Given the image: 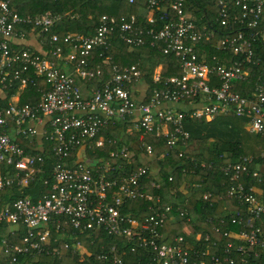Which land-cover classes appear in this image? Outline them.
<instances>
[{
  "label": "built area",
  "instance_id": "built-area-1",
  "mask_svg": "<svg viewBox=\"0 0 264 264\" xmlns=\"http://www.w3.org/2000/svg\"><path fill=\"white\" fill-rule=\"evenodd\" d=\"M118 1L134 4L136 0ZM145 3L149 12L145 24L149 28L140 26L135 15L102 16L92 35L68 33L62 40L52 35L51 44L56 45L55 49L39 53L14 45L17 37L25 36L16 34L15 27L31 26L40 36L49 32L61 17L49 12L21 17L10 9L7 0H0L2 88L17 82L19 89H24L33 83L30 74L48 87L36 105L10 104L0 109V193L7 187H27L43 174L47 159L44 142L54 144L50 192L35 200L18 198L0 207V223L23 228L21 244L10 245L3 240L0 254L13 251L59 256V248L49 247L64 239V250L85 255L87 249L79 236L96 230L128 242L129 251L141 256L135 264H236V257L245 264V256L253 259L261 256L257 248L264 252L263 230L257 225L264 217L262 192L241 182L242 173L247 172L252 161L250 157H241L238 162L220 168L229 182L225 196L245 205L246 215L236 211L228 213L231 214L229 223L242 229L222 231L217 228L216 232H222L229 242L222 256L213 257H209L208 236L202 238L185 227L184 234L170 238L167 225L190 221L189 211L173 205L161 207V197L144 190L149 166L126 171L122 162L129 166L133 153L124 145L112 150L109 160L89 162L86 159L87 150L103 149L106 143L116 144L115 140H106L102 130L117 123H129L128 133L132 128L141 133L139 140L144 155L150 160L155 158L156 147L144 142V136L162 140L168 150L156 157L159 161L169 157L171 152L180 159L185 158L190 138L185 126L195 120L210 122L215 116L243 118L249 133L264 134V80L257 83L248 96L233 90L235 84L247 80L248 71L244 67L256 62L252 46L257 33L264 43V0H218V18L224 29L239 24L250 31L248 35L238 31L214 43L216 51L237 57L238 60L229 65L218 64L216 56L207 60L197 52V44L202 38L211 40L213 31L196 29L192 14L185 7L186 0H146ZM254 30L257 32H252ZM113 33L118 34L129 50L161 44L162 53L175 58L182 76L161 80L159 66L153 73V88L148 91V86L141 88L142 73L136 64L118 66L111 62L110 56H104L101 63L110 66V79L84 95L75 84L74 74L85 81L103 75L101 63L91 69L88 58L98 50H107ZM61 41L70 46L64 60L74 67L73 73L59 67L63 49L57 44ZM19 139L29 144L36 142L40 152L26 154ZM72 153H77L78 157L69 164ZM111 159L117 160V164L112 165ZM114 170L116 175H113ZM119 171L121 173H117ZM168 181L173 183L172 175ZM48 184V180H44V185ZM152 186L159 188L156 184ZM172 187L173 194L179 190ZM212 197L213 193H204L202 201L209 202ZM137 200L149 204L150 213L140 219L124 212ZM187 203L185 199L184 204ZM52 231L59 237L53 239ZM104 247L94 254L97 261L124 264L116 246ZM9 264L19 263L13 257Z\"/></svg>",
  "mask_w": 264,
  "mask_h": 264
},
{
  "label": "trees",
  "instance_id": "trees-1",
  "mask_svg": "<svg viewBox=\"0 0 264 264\" xmlns=\"http://www.w3.org/2000/svg\"><path fill=\"white\" fill-rule=\"evenodd\" d=\"M10 9L21 17H35L44 13L59 15L61 18L53 25L49 32L40 34L42 50L49 52L54 50L56 45L51 44V36L57 35L61 40L68 34H80L89 36L99 26L102 16L118 18L122 15L128 17L138 11L140 6H146V0H136L134 4H128L118 0H7ZM227 1V0H226ZM218 0H186L185 7L191 12L196 29L201 32L213 31V38L205 40L202 38L197 44V52L209 60L216 56L218 64L227 65L238 60L230 53H220L215 50L214 43L217 39L232 36L238 31L248 35L250 31L241 27L239 24H231L229 28L224 29L218 18ZM233 9V5L229 4ZM264 21L262 22V24ZM140 26H150L142 21H138ZM204 28V30H203ZM259 31V28L256 29ZM256 30L252 32H257ZM33 31L31 26L18 25L15 27L16 34L23 33L25 36ZM38 33V31H34ZM253 43V52L255 64H250L244 68L248 71L247 80L239 82L233 86V90L241 95L248 96L254 89V86L264 80V43L260 33ZM18 38V37H17ZM110 46L107 50H98L88 58L89 66L94 69L96 64L101 63L102 57L110 56L112 63L118 66H127L136 64L142 73L143 84L148 86V91L153 88L152 77L155 68L161 66L160 78L165 80L172 76L181 77L182 71L173 56H166L162 53V45L151 47L148 44L144 47L128 50L127 46L119 39L118 34L113 33L110 37ZM62 47L63 54L70 51V46L62 41L57 44ZM51 58V57H50ZM70 67L69 71H73ZM110 66L105 65L103 75L96 77L91 81L81 80L74 75L76 85L86 83L94 87H101L110 79ZM33 83H29L20 93L19 83L14 82L2 88L0 84V109H5L11 104L12 97L19 94L18 104L36 105L40 102L41 96L48 90L43 82L30 74ZM96 81H99L97 83ZM129 123H117L103 128L102 134L106 140L116 141V144L106 143L105 148L97 150H87L86 159L89 162H96L98 159H108L109 153L116 147L124 145L133 153L132 161L129 166L122 162L126 171L133 170L139 166H149L148 180L144 181V190L159 195L162 199L160 206L187 208L190 221L169 225L167 229L170 238L176 235L184 234V228L187 227L191 233L200 234L203 237L208 236L209 257L215 255L222 256L229 239L223 237L222 232H216V229L239 231L242 228L229 223L231 214L229 212H238L240 215H246V206L232 198L225 196V190L229 185L228 178L220 170L221 167L228 164H234L241 157H250L251 163L248 165L246 173H242L241 182L246 186L258 188L264 195V134H251L247 131V121L243 118L215 116L210 122L205 120H195L186 123V130L190 134L185 149V158L180 159L175 153L169 155L164 160H157L156 157L167 151V147L162 140L154 139L150 136H144L143 141L154 145L155 158L150 160L144 155L142 141L139 140L140 132L132 128L128 133ZM19 143L26 154H36L40 152L39 145L34 142L29 144L27 141L19 139ZM53 143L44 142L46 152V162L43 165L44 172L39 175L35 181L24 188L16 186L7 187L0 193V207L18 198L29 197L33 200L43 194L50 192V166L53 161L51 148ZM77 153H72L69 164L77 158ZM112 165L117 164V160L111 159ZM204 164V168L200 165ZM6 173V172H4ZM117 173H121L120 171ZM255 174V175H254ZM116 175V171H113ZM173 176V183L168 181V177ZM111 176V175H109ZM44 180H48V185H44ZM152 184L159 186L155 189ZM194 184H199L195 187ZM189 185V186H188ZM172 186L179 190L173 194ZM175 187V188H176ZM213 193L209 202L202 201L204 193ZM264 197V196H263ZM188 203L184 204V200ZM261 200V199H260ZM261 201L264 202V199ZM149 204L143 200L133 201L128 205L124 212H129L132 217L140 219L148 215ZM224 223L221 224V221ZM257 225L263 230L264 237V217L257 221ZM23 228H14L5 223H0V245L5 240L10 245H20ZM52 237L55 239L59 235L52 231ZM87 253L82 255L71 250H64V239H59L56 243H51L50 247L60 249L59 256L49 254H16L10 251L8 254H0V264H9L13 257H16L19 264H103L95 259L96 253L100 252L104 245L105 249L116 246L119 256L124 264H135L140 259V254L131 253L129 244L124 239L107 236L102 231H88L80 234ZM93 243L92 245L90 243ZM256 251L261 254L257 259L250 255L245 256V264H264V252L257 248ZM235 263L241 264L236 257ZM209 262V260H208ZM108 264V263H106Z\"/></svg>",
  "mask_w": 264,
  "mask_h": 264
},
{
  "label": "crops",
  "instance_id": "crops-1",
  "mask_svg": "<svg viewBox=\"0 0 264 264\" xmlns=\"http://www.w3.org/2000/svg\"><path fill=\"white\" fill-rule=\"evenodd\" d=\"M149 12L147 11V9H145V7L142 5L138 8V11L134 14L131 15H135L137 17L138 21H142V22H146V18L148 17ZM124 16V15H122ZM14 45H16V47H20V46H24L27 47L29 49L35 50L39 53H43L44 51L42 50V45H41V41L39 40V35L38 33L31 31L28 36H24L23 38L18 37L14 40ZM129 50V49H128ZM67 56V54H63V57L61 60H59V67L62 71L65 72H69V73H73V71H69V68H72V65H70L66 59L64 60V58ZM111 58V57H110ZM102 62V61H101ZM112 62V60H111ZM100 64V63H99ZM102 67H103V71H104V64L101 63ZM161 67V66H160ZM159 68L156 67L155 71ZM75 75V74H74ZM77 78H79L77 75H75ZM97 83H99V81H96ZM80 87V89L82 90L84 95H89L93 89H97V87H94L93 85H87L86 83H81L80 85H78ZM142 89H146V85L142 84L141 86ZM23 89H19L20 93ZM139 95V94H136ZM18 100H19V94H17L16 96L12 97L11 100V104H18ZM247 128V126H246ZM260 192V191H259ZM262 198H263V193H262ZM171 225H175V224H169ZM167 225V226H169ZM168 230V229H167ZM169 233V231H168Z\"/></svg>",
  "mask_w": 264,
  "mask_h": 264
},
{
  "label": "rangeland",
  "instance_id": "rangeland-1",
  "mask_svg": "<svg viewBox=\"0 0 264 264\" xmlns=\"http://www.w3.org/2000/svg\"><path fill=\"white\" fill-rule=\"evenodd\" d=\"M137 94H139V93L137 92ZM262 199H264V197H263V198H261V200H262Z\"/></svg>",
  "mask_w": 264,
  "mask_h": 264
}]
</instances>
